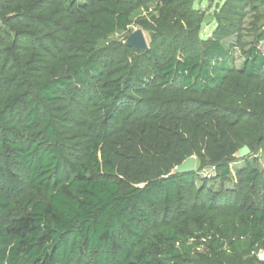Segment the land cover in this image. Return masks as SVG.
Instances as JSON below:
<instances>
[{
  "label": "trees",
  "instance_id": "1",
  "mask_svg": "<svg viewBox=\"0 0 264 264\" xmlns=\"http://www.w3.org/2000/svg\"><path fill=\"white\" fill-rule=\"evenodd\" d=\"M194 2L0 0V264H264V0Z\"/></svg>",
  "mask_w": 264,
  "mask_h": 264
},
{
  "label": "rangeland",
  "instance_id": "2",
  "mask_svg": "<svg viewBox=\"0 0 264 264\" xmlns=\"http://www.w3.org/2000/svg\"><path fill=\"white\" fill-rule=\"evenodd\" d=\"M223 0H195L194 2V6L196 8H200L202 10L206 11V14H212L214 13L216 7L222 3ZM218 4V5H217ZM217 5V6H216ZM215 22H212L210 24H202V28H201V32H200V36L202 38H206L210 32L215 28ZM138 26H134L131 30V32L127 35L125 41L126 42H130L132 40V44L134 46L137 47H143V46H148L149 43V35L146 31H144L143 29H141V31H138ZM140 32V40H138V37L133 36V38H131V40L129 41V35L133 34L134 32ZM138 34V33H137ZM139 35V34H138ZM122 38V34H115L111 37V39H119ZM261 48L264 50V44L261 45ZM235 57H236V63L237 65H241L242 64V58L240 57L239 51L236 49L235 50ZM257 156V160H258V165L260 166V168H264V157L259 153ZM252 159V157H251ZM242 162H237L231 165L232 171L234 173V171L236 170V168L242 166ZM213 168L208 167L206 169H204L202 171V175L203 176H212L213 175ZM215 187H218V181H213L211 182ZM228 186H230L231 184H226ZM259 259L261 260L262 258H264V253H260L259 254Z\"/></svg>",
  "mask_w": 264,
  "mask_h": 264
},
{
  "label": "water",
  "instance_id": "3",
  "mask_svg": "<svg viewBox=\"0 0 264 264\" xmlns=\"http://www.w3.org/2000/svg\"><path fill=\"white\" fill-rule=\"evenodd\" d=\"M218 5V4H217ZM216 5V6H217ZM213 15L212 14H206L204 19H203V23L204 24H210L213 22ZM138 31H141V28H138ZM139 35H138V34ZM133 36L138 37V40H140V32H134L133 34L129 35V41L131 40V38H133ZM124 43L128 46L133 47L134 49L137 50H145L148 46H143V47H137L134 46L132 44V40L130 42H126L124 41ZM250 153V149L248 148L247 145H243L241 148H239L235 155L238 158H244L246 157L248 154ZM196 164H197V157L195 155L189 156L187 157L185 160H183L180 164H178L177 166H175L172 170H171V174H177V173H188V172H192L195 170L196 168Z\"/></svg>",
  "mask_w": 264,
  "mask_h": 264
},
{
  "label": "built area",
  "instance_id": "4",
  "mask_svg": "<svg viewBox=\"0 0 264 264\" xmlns=\"http://www.w3.org/2000/svg\"><path fill=\"white\" fill-rule=\"evenodd\" d=\"M262 252L264 253V250L260 251V252L258 253V256H259V254L262 253ZM258 258H259V257H258ZM261 260L264 261V258H262Z\"/></svg>",
  "mask_w": 264,
  "mask_h": 264
}]
</instances>
